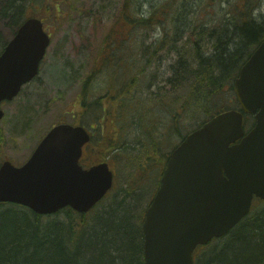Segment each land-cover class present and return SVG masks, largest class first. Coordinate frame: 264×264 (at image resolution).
I'll use <instances>...</instances> for the list:
<instances>
[{"label":"trees","instance_id":"16d2710c","mask_svg":"<svg viewBox=\"0 0 264 264\" xmlns=\"http://www.w3.org/2000/svg\"><path fill=\"white\" fill-rule=\"evenodd\" d=\"M47 1L43 3L46 10L49 9ZM199 1L202 0H122L112 29L135 28L141 29L144 34L148 32L159 34L148 44L146 40L141 39L144 43L141 47L143 54L138 52L128 59H123L122 62L127 68L134 64L142 68L139 73L145 72L144 68L152 66L154 62L152 55L147 51L157 47H167L169 54L178 47L185 52L189 48L191 53H186L188 56H184L178 50L176 60L172 59V54H168V61L171 63L169 76L166 77L165 82L172 89V95L165 96L166 102L158 93L152 94L151 98L143 97L142 93L129 97L130 80L125 76L120 82L121 87L117 89L119 98L114 101L112 106L114 110H110L112 109L110 103L107 105L103 103L102 108L106 109L101 108V96L88 103L90 107H99V109L93 108V124L95 125L97 121L101 131L103 126H106L105 132L100 133L101 139L91 138L86 145L88 157L91 156V164L107 162L119 155L127 156L126 149L133 146L120 135L119 130L116 135H110L108 132L110 123L121 131L130 123L131 109L119 114L116 109L121 107L136 105L143 108L138 113V120L146 137L155 131V127L150 126L152 127L150 129L147 122L151 123L148 114L157 106L181 110L210 109L209 105H213V109L219 110L209 112L212 113L210 117L223 109H240L233 96V81L241 65L254 48L264 40V16L254 15L257 2L261 0H234L227 7L222 2L217 3L215 11L223 13L212 17L210 21H200L197 25L196 20L191 18H196L194 14L200 9ZM207 1L204 0V7L209 5ZM31 2L33 0L4 1L2 13L10 19L13 32L27 18L24 10ZM145 4L147 9L144 10ZM132 7L136 11H132ZM38 18L44 21L41 17ZM112 32L107 35L105 44L108 43L109 58L115 49L113 42L122 44L121 40H114ZM174 34L180 36L177 35L173 40ZM183 38L186 40L182 41ZM205 39L210 48L203 47ZM4 44L0 38V51ZM116 54L113 53L114 56ZM119 58L115 57L112 61L116 62ZM139 73L136 72L134 77L138 78ZM158 89L160 90V87ZM177 91L180 92L176 95ZM227 93H232L230 102L235 104L234 106L231 103H224ZM171 110L168 112L172 113ZM109 116L111 122L105 123V118ZM247 116L249 115H246L245 122L250 120ZM142 120L145 123H142ZM172 131L178 133L179 128L174 127ZM185 135H181L180 138L183 139ZM152 142L153 147L150 149L147 145L141 151L143 154L135 160L137 175L132 176L125 186L110 190L86 213L65 207L56 213L43 215L19 204L0 203V264H144L141 225L170 154L160 151L159 139H153ZM149 150L150 152L156 150L161 157L160 160H164L161 162L162 169L152 191H147L145 187L152 180L156 170L155 167L149 169V162H152ZM5 158L3 153L0 154V164ZM214 244L218 245L212 247ZM239 245L243 248L239 249ZM263 248L264 213L250 225L239 224L227 235L201 247L195 253L194 264H197L199 259H202L203 264H255L257 259L263 257ZM203 249H207L206 251L212 249L210 255L215 254L216 251L218 255L205 260L206 251L200 255Z\"/></svg>","mask_w":264,"mask_h":264},{"label":"water","instance_id":"95a60500","mask_svg":"<svg viewBox=\"0 0 264 264\" xmlns=\"http://www.w3.org/2000/svg\"><path fill=\"white\" fill-rule=\"evenodd\" d=\"M50 44L43 22L26 18L0 53L2 101L33 80ZM240 110L205 121L171 151L142 222L144 264H193V251L226 234L264 199V40L233 81ZM244 114L254 115L245 132ZM90 140L78 124L54 125L21 165L0 164V203L49 215L70 207L86 213L112 188L107 162L84 168L79 159Z\"/></svg>","mask_w":264,"mask_h":264},{"label":"rangeland","instance_id":"374dc122","mask_svg":"<svg viewBox=\"0 0 264 264\" xmlns=\"http://www.w3.org/2000/svg\"><path fill=\"white\" fill-rule=\"evenodd\" d=\"M4 1L0 0V38L1 42L6 44L15 32H13L10 19L2 13L1 8ZM44 1L33 0L24 10L26 17L37 16L44 20L42 21L44 22L43 26L51 38L39 66V74L32 81L25 84L16 97L1 103L4 116L0 121V154L3 153L5 159L10 160L14 165L24 163L41 138L57 123L81 124L91 132L93 139L98 140L100 133L105 132L106 126H103L101 131L100 124H97L96 121L94 129L91 127L90 124L94 123L92 120L94 118L93 109L90 106H85V109H83V102L88 104L92 99L101 96V103L105 105L110 103L109 105L112 107L114 101L119 98L117 89L121 87L120 82L125 79V76H128L130 80L129 97L142 93L143 97L151 98L152 94L158 93L164 97L166 102L165 96L167 97L170 94L171 97L172 95V89L165 82L166 77L169 76V64L171 63V61H168L169 52L167 47H157L147 51L148 54L152 55L154 62L152 66L144 68L145 72L139 73L142 68L136 67L134 64L129 65L127 68V65L122 62L123 59H128L138 52L143 54L141 47L144 43L141 42V39L146 40V44H148L159 36V34L154 35L152 32L144 34L141 29L137 30L135 28L128 30L115 27L112 29L115 15L122 4V0H46L47 4L49 3L48 10L43 6ZM199 2H201L199 4L200 9H198L197 14H194L196 18H191L196 20L197 25L200 24V21H210L212 17L217 16V14L220 16L223 13L222 11H215L217 3L222 2L227 7L234 0H208L207 4L209 5L205 7L204 0ZM143 6L144 10L147 9L145 8L147 7L146 4ZM131 10L136 11L134 7ZM254 15L264 16V0L257 2ZM111 32L114 35V40L119 39L122 44L113 42L115 43V49L111 53V58H109L108 43L105 44L108 39L107 35ZM177 35L179 34L172 35V39L175 40ZM185 40V38L182 39V41ZM207 46L210 48L205 39L203 47ZM178 50L184 56L191 53L189 48L185 52L178 47L170 52L172 59H177ZM113 53L117 54L114 56ZM115 57L120 58L113 62L112 59ZM141 64L139 63V65ZM136 72L139 73L138 78L134 77ZM179 92L177 91L176 95ZM233 96L235 97V94ZM230 97H232V93H227V99L224 100V103H231L234 106L235 104L230 102ZM209 106L210 109L192 108L181 110L155 107L148 114L151 123L147 122V125L155 127V131L151 132L152 135H149V137L143 134L144 130L138 120V113L143 109L142 107L132 105L116 109L119 114H124L126 109H131L129 113L130 123L122 131L118 128L115 129L110 123L108 132L110 135H116L119 130L120 135L128 144L133 146L126 149L127 156L119 155L107 161L114 173V187L112 189L125 186L132 176L137 175L135 160L143 154L141 151L147 145L150 146V149L153 147V139H159L160 151L170 153L180 143L181 135L187 134L207 120L213 111L219 110L213 109V105ZM113 108L110 110H114ZM169 110L172 113H169ZM247 118L250 120L245 122V129H248L253 122L252 116H247ZM110 120L111 116L105 118L104 121L108 123L111 122ZM142 123H145V121L142 120ZM174 127L179 128L178 133L172 131ZM85 152L87 153V151ZM90 158L91 156L88 157L87 153L82 156L80 161L82 160L81 163L83 162L84 166H87L91 164ZM150 159L152 162H149V169L155 167L156 170L152 180L145 185L147 191L154 189L162 169L161 162H164V160H160L161 157L156 150L150 152ZM261 210H263V207L256 206L251 216L258 215ZM216 245L218 244H214L212 247ZM242 248V245H239V249ZM206 250L203 249L200 255L204 254ZM211 250L205 252V260L218 255L217 251L215 254L210 255ZM220 256L223 255L220 254ZM260 257L258 256V258ZM262 258L257 259L255 264H264V255ZM197 264H203L202 259H199Z\"/></svg>","mask_w":264,"mask_h":264},{"label":"flooded vegetation","instance_id":"af4514ba","mask_svg":"<svg viewBox=\"0 0 264 264\" xmlns=\"http://www.w3.org/2000/svg\"><path fill=\"white\" fill-rule=\"evenodd\" d=\"M84 104H86V105H84ZM85 106H89L88 104H87V102H84L83 103V109H85ZM101 108H102V103H101ZM92 109L93 108H95V107H91ZM87 109V108H86ZM96 109H99V107L98 106H96ZM102 109H106V108H102ZM253 116V115H252ZM254 117V116H253ZM91 125V127L92 128H94L95 126H94V124H90ZM90 132V131H89ZM90 134H91V132H90ZM86 145L85 146H83V150H82V156H85L86 155ZM82 156H81V158H82ZM82 161V160H81ZM82 164H83V162H82ZM256 206H259V207H263V210H261L260 211V213L258 214V215H255V216H251V214L253 213V210L255 209V207ZM264 211V199H261V198H259V197H256V196H254L253 197V199H252V201H251V205H250V208H249V211H248V213L243 217V218H241V220L230 230V231H232L233 229H235L239 224H244V225H250L252 222H254V221H256V220H258L259 218H260V215H261V213ZM230 231L228 232V233H230ZM227 233V234H228ZM226 234V235H227ZM225 236V235H224ZM223 237V236H222ZM215 239H213L212 241H214ZM211 241V242H212ZM203 246H206V245H203ZM203 246H197L196 248H195V250H194V252H193V256H195L194 255V253H196L197 252V250H199L201 247H203Z\"/></svg>","mask_w":264,"mask_h":264},{"label":"bare ground","instance_id":"6f19581e","mask_svg":"<svg viewBox=\"0 0 264 264\" xmlns=\"http://www.w3.org/2000/svg\"><path fill=\"white\" fill-rule=\"evenodd\" d=\"M8 203H11V202H8ZM12 204H15V203H12Z\"/></svg>","mask_w":264,"mask_h":264}]
</instances>
